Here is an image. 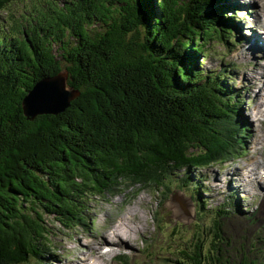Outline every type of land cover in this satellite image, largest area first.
Segmentation results:
<instances>
[{
    "label": "trees",
    "instance_id": "obj_1",
    "mask_svg": "<svg viewBox=\"0 0 264 264\" xmlns=\"http://www.w3.org/2000/svg\"><path fill=\"white\" fill-rule=\"evenodd\" d=\"M17 1L15 14L7 8ZM226 1L0 0V264L50 252L45 216L78 227L89 197L129 181L159 186L237 154V97L225 70L200 68L216 44L233 42ZM61 71L78 95L28 121L22 99ZM223 215L206 228L204 256L176 264H264L259 235L233 262Z\"/></svg>",
    "mask_w": 264,
    "mask_h": 264
},
{
    "label": "rangeland",
    "instance_id": "obj_2",
    "mask_svg": "<svg viewBox=\"0 0 264 264\" xmlns=\"http://www.w3.org/2000/svg\"><path fill=\"white\" fill-rule=\"evenodd\" d=\"M239 1L244 8L239 6ZM232 2L237 4L234 5L236 10L234 11L231 6L228 15L238 26L232 32L235 39L228 46L216 44L210 50L209 58L200 68L204 71L223 68L233 75L234 81H228L226 84L239 91L238 96L243 101L239 109L240 116L251 126L241 157L225 164H215L202 170L192 169L189 172L191 178L199 180L205 188L200 200L199 191L193 192L194 190L189 186L179 188L180 190L175 189L174 184L182 177L178 176L181 173H176L174 175L176 179L171 182L163 181V184L167 182V186L171 189L169 193L163 187L139 189V186L135 185L132 188L128 186L126 190L121 187L122 190L117 193L107 192L98 198H87L80 205L86 223L78 227L63 229L53 217L45 216L46 221L50 223L47 229L48 240L45 242L48 243L50 252L52 251L54 256L52 253L43 255L42 260L30 259L25 264H69L71 260L78 261L93 257L95 254L88 249L95 248L96 252L100 251L102 254L100 261L102 264L186 263L182 258L184 256L191 258L193 252L199 251L204 256L212 239V233H206V228L212 226V220L216 215L221 216L218 210L224 212L225 218L220 219L221 224L225 223L221 231L223 238L226 239L224 242L230 244V247L226 246L224 250L232 255L233 262L240 259V246L244 245L245 254L251 250L250 246L256 242L257 235L262 240V242L257 241L259 242L256 245L257 251H262L264 254V179H262L264 169L260 170V176L258 172L259 181L250 180L244 183L243 190L238 188L237 181L234 182L238 179L234 173L235 169L246 167L248 161L257 159L264 167V152L259 151L261 144L264 145V118H259L256 113L258 109L264 115V110L261 109L260 100L255 99L256 94L264 93V83L262 82L259 88L258 78L260 76L261 81L263 80L259 72L264 68V50L263 53L253 51L245 45L247 37L250 38L253 33L260 35V39L264 41V36L258 33L261 31L259 25L263 23L264 26V18L260 21L258 17V14L260 16L262 13L259 11L257 0H251L250 3L249 0L248 2L231 0L230 4ZM7 9L17 14L23 10V4L17 1ZM0 15L5 16V13ZM250 42L247 40L248 44ZM244 70H246L245 74ZM253 113L256 118H253ZM228 172L234 173L233 181L229 180ZM145 186L147 184L143 185ZM194 198L199 202L205 200L203 211L198 209L199 204L195 203ZM229 200L231 205L227 207ZM236 203H239L241 210L238 214L235 212ZM131 208L136 211L135 215L132 214L138 230L133 232L127 229L131 234L124 233L125 230L119 231V234H124L123 236L126 235L128 238L123 240L121 238L122 242L117 243L109 233V228L119 224L120 218L126 217V212ZM254 214L255 216L250 219ZM244 237L247 240H244ZM108 245H111L113 251L118 250L117 252L126 254L128 259L119 260L116 254L102 253V250L105 251L104 247ZM246 247L248 249L245 251ZM62 259H65L64 262ZM196 260L201 264L203 258L201 256Z\"/></svg>",
    "mask_w": 264,
    "mask_h": 264
},
{
    "label": "water",
    "instance_id": "obj_3",
    "mask_svg": "<svg viewBox=\"0 0 264 264\" xmlns=\"http://www.w3.org/2000/svg\"><path fill=\"white\" fill-rule=\"evenodd\" d=\"M67 81L66 71L37 81L22 99L24 117L32 121L37 116L62 113L78 95V92L68 87Z\"/></svg>",
    "mask_w": 264,
    "mask_h": 264
},
{
    "label": "bare ground",
    "instance_id": "obj_4",
    "mask_svg": "<svg viewBox=\"0 0 264 264\" xmlns=\"http://www.w3.org/2000/svg\"><path fill=\"white\" fill-rule=\"evenodd\" d=\"M250 2H251V0H249V3ZM257 2L259 3V6H260L259 11H261L262 15H264V11H262V5L264 4V0H257ZM250 41H251L250 44L247 45L246 48L253 49V51L256 50L257 52L263 53L264 42L260 39V37L252 34V35H250ZM245 72H246V70H244L243 73L245 74ZM261 76L263 79L262 82L264 83V68L261 72ZM250 78L252 79L253 77H250ZM256 99L260 100L261 105L264 104V93L262 92L260 94L259 93L256 94ZM256 113L259 116V118H264V115L262 114L261 110H257ZM259 151L264 152V145L263 144H261ZM262 169H264V167H262V164H260V161H258L257 159L248 161V165L246 167L244 166V167L236 168L234 173L238 177V179L236 180L238 188H240V189L243 188L244 183L250 182V180L259 181L257 175H258L259 170H262ZM234 173H230V172L227 173L230 181H233V177L235 176V175H233ZM234 182H235V180H234ZM132 213L134 215L136 214V211L134 210V208H131V210L129 209L126 212V217L120 218L119 224H116L113 227L109 228V230H110L109 233L112 235V238L115 242L121 243L122 242L121 238H122V240L125 238H128V236L126 237V235L123 236L124 234H119V231H121V230H125L124 233H127V234H130L129 231H127V229H131V231L137 232L138 228L134 224V217H133L134 215ZM88 251L94 253L95 255L93 257L88 258V259H79L78 261L77 260H71V261H69V264H102L100 262L101 258H102V254H100V251L96 252V248L94 250L88 249ZM116 251H118V250H116ZM64 260L65 259H62V262H64Z\"/></svg>",
    "mask_w": 264,
    "mask_h": 264
}]
</instances>
